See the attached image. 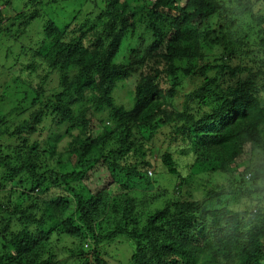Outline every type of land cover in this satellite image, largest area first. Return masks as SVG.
<instances>
[{
    "label": "trees",
    "instance_id": "obj_1",
    "mask_svg": "<svg viewBox=\"0 0 264 264\" xmlns=\"http://www.w3.org/2000/svg\"><path fill=\"white\" fill-rule=\"evenodd\" d=\"M71 4L85 21L69 39L53 10L46 21L20 12L14 31L0 10V50L37 54L49 71L32 88L0 68V264H109L116 244L123 264H264V16L254 14L264 0ZM133 76L125 110L112 93ZM162 127L193 158L187 175L166 153L165 173L148 175L141 142ZM190 173L228 174L230 185L197 200L184 191Z\"/></svg>",
    "mask_w": 264,
    "mask_h": 264
},
{
    "label": "rangeland",
    "instance_id": "obj_2",
    "mask_svg": "<svg viewBox=\"0 0 264 264\" xmlns=\"http://www.w3.org/2000/svg\"><path fill=\"white\" fill-rule=\"evenodd\" d=\"M2 2V3H1ZM70 0H58V2L52 3L50 0H44V2H41L40 0H37L34 4L29 3L28 0H0V10L3 9L5 6H9L8 9L4 8L6 10L5 18L2 20V24L8 23V25L12 24L11 27H14L12 31L14 30H21V23L12 21V18L17 16L20 12L24 15H26V18H28L29 13H36L38 18L43 17L44 20L48 18V12L49 10H53L57 16L59 21H62L64 23L69 24L68 29L64 33V36L69 39L73 34L75 33V30L78 26L83 25L85 21V15L82 8H77L74 4L69 5ZM28 5V6H27ZM18 6V7H17ZM83 7H85V3L82 4ZM13 7L17 10H13ZM80 10V11H78ZM255 16H264V4H259L254 9ZM62 15V16H61ZM8 18L10 21H8ZM46 18V19H45ZM245 22V19H244ZM44 25V24H43ZM41 23H37L35 27L32 28V32L29 34V37L27 39H24V36L20 39V46L24 45L26 47V50H28V46L30 43L37 40V38H40L38 35V29L43 26ZM61 29V28H60ZM86 30V29H85ZM4 34V33H1ZM137 36H140V32L136 33ZM3 35H0V37ZM136 36V37H137ZM27 37V36H26ZM135 38H129L128 40H125L122 50L120 52V55L117 59V62H125V59L128 55L129 47H131L133 44L132 42H135ZM137 37V38H138ZM13 49L9 50V52H5L4 49L0 50V68L11 72L12 79L17 81H22L26 84L27 87H36L38 82H40L41 78L46 76L48 74L49 78V71L47 70V63L40 57L33 54H29L28 56H25L24 54H20V49L18 50V47L12 46ZM38 46L34 49L36 52L38 50ZM8 58V59H6ZM29 63H32L33 67L30 69H26L25 66ZM50 78L52 79V82L57 83V76L56 74L52 73L50 75ZM136 77H131L127 81H123L118 84V86L115 88V90L112 93V97L114 98V104L116 106H122L125 108V110H130L133 108L134 105V85H135ZM51 84V85H56ZM160 87L164 90H166L169 85L160 84ZM8 89V88H6ZM189 87L187 86L184 91H188ZM260 93H264V91H261ZM1 96V94H0ZM6 100V98L2 99ZM182 97H178L175 101L176 106L179 108L181 106ZM96 118H92L93 123L95 122ZM168 127V126H166ZM162 127L160 128L157 133L156 137H153L152 139L143 140L141 142L142 148H144L147 152V159L154 161V171L149 172V176L158 175L165 173V169L162 167L161 161H162V155L164 153L169 154L172 159L178 164V169L180 170L181 174L187 175L188 165L193 162V158L190 155H185L183 153L185 144H183L181 139L174 140L172 136V132L166 128ZM97 129H100V127H97ZM264 132V127L262 128ZM53 131V130H51ZM140 139H143V136H139ZM99 175V174H98ZM97 176V175H96ZM101 177H104V175H101ZM162 178H167L166 176H163ZM230 178L228 174H207L202 175L201 173L197 176H193V174H189L186 181V186L184 188L185 193L188 195L194 197V199L202 200L208 197L207 193L209 189L213 188V183L220 184L225 186L227 189L230 185ZM248 179V177H246ZM209 183H208V182ZM93 178H90L89 184L92 186ZM262 184L263 182H259V184ZM162 186L164 190H167L168 193L172 192V186L174 185V182L170 179L169 182L166 180H160L159 184L157 186ZM155 185V188H157ZM58 192V191H56ZM229 193V191L227 192ZM226 194V193H225ZM190 196L188 198L190 199ZM230 196V195H229ZM248 202V201H247ZM234 204V205H233ZM232 206L234 209L243 210L245 207V203H240L238 201L232 202ZM127 246L125 244H116L113 247H109L107 249L108 257L106 258L109 264H123L129 257V254L127 251H125V248Z\"/></svg>",
    "mask_w": 264,
    "mask_h": 264
}]
</instances>
